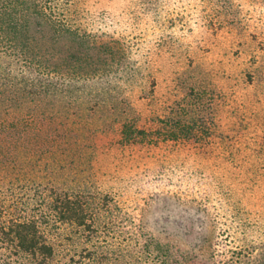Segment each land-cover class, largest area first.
Listing matches in <instances>:
<instances>
[{
    "label": "rangeland",
    "instance_id": "374dc122",
    "mask_svg": "<svg viewBox=\"0 0 264 264\" xmlns=\"http://www.w3.org/2000/svg\"><path fill=\"white\" fill-rule=\"evenodd\" d=\"M76 13L101 75L52 105L0 107V264H202L185 198L219 206L208 191L220 187L226 216L262 227L264 0H79ZM186 115L200 127L174 140ZM64 195L85 202L95 231L59 219L52 202ZM28 219L50 259L13 240V222ZM256 229L240 237L263 238Z\"/></svg>",
    "mask_w": 264,
    "mask_h": 264
},
{
    "label": "trees",
    "instance_id": "16d2710c",
    "mask_svg": "<svg viewBox=\"0 0 264 264\" xmlns=\"http://www.w3.org/2000/svg\"><path fill=\"white\" fill-rule=\"evenodd\" d=\"M78 1L0 0V107L6 108L11 104L20 106L31 101L42 103L44 98H48L49 104L52 105L60 99L70 98L78 91H86L94 82V77L100 74V65L93 68L94 64L90 62V50L96 43V37L77 25ZM63 42L72 44L74 50L70 47L71 51H61L59 47ZM89 82L91 83L88 86ZM190 119L191 117L186 115L177 124V131L167 132L173 136L174 131V140L195 136L194 131L200 125L194 129L197 120L192 119L191 123ZM6 128L5 123L0 120V137L6 134ZM126 129L127 126L122 131L123 137H133V131ZM135 132L144 133L137 129ZM220 189L215 192L208 191V195L214 194L217 197L216 200L213 199L219 206H211L210 201L203 200L204 198H185L184 204L200 216L201 222L195 226V238L198 241L196 246L198 249L206 247L210 254L208 261L202 264H258L257 248L264 249V246H261L264 236H254L247 242L240 235L244 230L248 232L251 228H257L256 232L259 233V229L264 230V222L261 227L252 220L249 222L250 228L242 224L243 220H237L240 218L239 211L228 213L226 216L223 207L228 204L226 200L231 197V193L229 191L228 196L222 198ZM248 193L256 195L257 190ZM85 205L79 197L64 195L53 199L52 209L61 221L95 231L94 222L85 210ZM251 212L256 215L258 211ZM260 214L261 212L257 216ZM235 220L237 226L232 224ZM194 224L190 222L192 233L195 230ZM10 228L13 240L24 252L38 254L43 260L53 256V247L47 242L40 222L28 219L24 222H13ZM185 235L190 239L188 232L185 231ZM153 241L151 244L161 253L170 255L164 250L163 244Z\"/></svg>",
    "mask_w": 264,
    "mask_h": 264
}]
</instances>
